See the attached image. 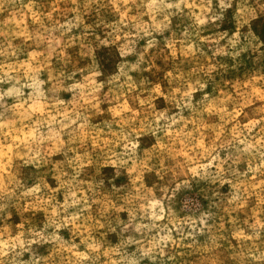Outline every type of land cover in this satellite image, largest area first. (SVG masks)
<instances>
[{"label":"rangeland","instance_id":"obj_1","mask_svg":"<svg viewBox=\"0 0 264 264\" xmlns=\"http://www.w3.org/2000/svg\"><path fill=\"white\" fill-rule=\"evenodd\" d=\"M0 264H264V0H0Z\"/></svg>","mask_w":264,"mask_h":264}]
</instances>
